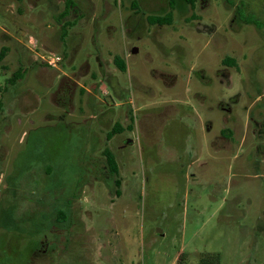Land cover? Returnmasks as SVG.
I'll return each instance as SVG.
<instances>
[{
  "label": "rangeland",
  "instance_id": "obj_1",
  "mask_svg": "<svg viewBox=\"0 0 264 264\" xmlns=\"http://www.w3.org/2000/svg\"><path fill=\"white\" fill-rule=\"evenodd\" d=\"M171 1L0 0V264H264V0Z\"/></svg>",
  "mask_w": 264,
  "mask_h": 264
},
{
  "label": "trees",
  "instance_id": "obj_2",
  "mask_svg": "<svg viewBox=\"0 0 264 264\" xmlns=\"http://www.w3.org/2000/svg\"><path fill=\"white\" fill-rule=\"evenodd\" d=\"M171 1V0H170ZM185 3L189 4L191 7L193 6L194 4V0H183ZM174 2L171 1L170 4L172 5ZM149 21L150 23H158V24H170L171 21H172V17H171V13L170 12H167L165 13L164 15H161V16H158V17H153V18H149ZM5 51L6 49L3 47L1 48L0 50V62L4 59L5 57ZM113 62L114 64L116 65V67L120 70V71H125V63L122 61V59H120V57L118 56H114L113 58ZM224 62H226L227 64H230V65H236L235 63V60L234 59H225ZM18 77H20V73L19 72H16L11 78L8 79V81L10 83H13L15 81V79H17ZM117 125V124H116ZM115 132H118V126H115L111 132H108L107 133V137H111ZM103 155H104V159H105V164H106V167L109 171L110 174H116L117 173V164H116V161L114 159V155L112 154V152L105 148L103 149ZM114 184H115V187L117 188L115 190V192L117 193L118 192V185H119V181L118 180H114ZM54 220L55 222H58L60 223L61 220H63V214L61 211H58V212H55L54 213ZM1 216H2V219L3 221L6 220V218L8 217L6 212L5 211H1ZM208 259H210V262H208ZM203 258V260H201V262L203 263L207 261V264L208 263H211V258ZM206 260V261H205ZM218 260V256L215 255V258L212 262H215ZM206 264V263H205Z\"/></svg>",
  "mask_w": 264,
  "mask_h": 264
},
{
  "label": "crops",
  "instance_id": "obj_3",
  "mask_svg": "<svg viewBox=\"0 0 264 264\" xmlns=\"http://www.w3.org/2000/svg\"><path fill=\"white\" fill-rule=\"evenodd\" d=\"M18 2V5H20L19 9H20V13L19 15H22L23 13L25 12H29V13H32L33 10H35L37 8V3L39 0H16ZM54 1V0H53ZM52 3V2H50ZM12 6L11 5H8V6H5V11L7 9H10ZM65 18V22L68 20L67 17H63ZM37 19V18H36ZM34 21V20H32ZM65 22L63 24H65ZM15 24V23H14ZM61 26V25H60ZM63 26V25H62ZM61 26V27H62ZM20 29V33L21 31L25 32V28L24 27H19ZM47 47V46H46ZM43 60H44V57H43ZM222 109H224V107H222Z\"/></svg>",
  "mask_w": 264,
  "mask_h": 264
},
{
  "label": "built area",
  "instance_id": "obj_4",
  "mask_svg": "<svg viewBox=\"0 0 264 264\" xmlns=\"http://www.w3.org/2000/svg\"><path fill=\"white\" fill-rule=\"evenodd\" d=\"M58 60V57H53V56H46V57H44V62H46V63H48V64H50V65H54L55 64V62Z\"/></svg>",
  "mask_w": 264,
  "mask_h": 264
},
{
  "label": "water",
  "instance_id": "obj_5",
  "mask_svg": "<svg viewBox=\"0 0 264 264\" xmlns=\"http://www.w3.org/2000/svg\"><path fill=\"white\" fill-rule=\"evenodd\" d=\"M131 51H132V52H135V51H136V48H133ZM128 142L130 143L131 140H128Z\"/></svg>",
  "mask_w": 264,
  "mask_h": 264
}]
</instances>
